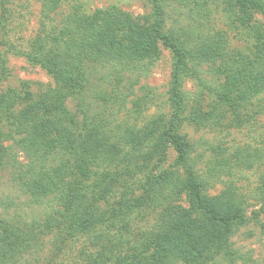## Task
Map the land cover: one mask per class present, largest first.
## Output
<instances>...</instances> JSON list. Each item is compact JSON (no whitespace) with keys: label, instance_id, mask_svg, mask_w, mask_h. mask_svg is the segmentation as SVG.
Returning a JSON list of instances; mask_svg holds the SVG:
<instances>
[{"label":"trees","instance_id":"16d2710c","mask_svg":"<svg viewBox=\"0 0 264 264\" xmlns=\"http://www.w3.org/2000/svg\"><path fill=\"white\" fill-rule=\"evenodd\" d=\"M62 1L43 0L44 18L49 20ZM149 1L152 14L144 24L116 8L88 16L76 4L61 26H46L24 56L52 75L58 86L37 100L18 90L0 96V168L15 171L33 205L63 204L64 211L56 213L63 215L75 234L96 235L97 250L85 254L86 264H249L234 248L232 238L250 221L260 225L264 235V224L259 214L247 217V200L232 180L264 166V140L260 147L229 151L207 141L188 140L182 129L200 130L213 123L221 109L229 110L239 122L263 111L264 27L254 24V17L264 16V0ZM218 3L229 15L239 13L241 27L254 32L255 42L248 52L230 55L226 36L208 31L206 23L210 24ZM174 4L187 11L186 24L169 29ZM159 43L175 60L168 121L158 117L137 129L102 115L92 117L82 109L83 120L78 122L67 109L66 100L81 96L88 65L103 70L109 64L115 77L131 66H146L148 72L160 55ZM220 74L226 75L224 81ZM186 80H193L202 95L217 99L215 113L196 108L187 114L182 92ZM169 146L177 154V170L129 185L109 213L95 208L87 192L111 197L113 173L100 172L93 188L74 191V169L87 176L91 168H130L142 159H163ZM209 151L212 156L205 163ZM19 153L25 155L26 163L18 160ZM217 186L224 189L210 196ZM183 196H187V208L179 205ZM152 204L159 210L155 223L147 224L134 243L131 224L146 208L155 210ZM8 231L0 220V241ZM22 235L21 244H29L32 236ZM11 248L0 249V264H11L21 251Z\"/></svg>","mask_w":264,"mask_h":264},{"label":"rangeland","instance_id":"374dc122","mask_svg":"<svg viewBox=\"0 0 264 264\" xmlns=\"http://www.w3.org/2000/svg\"><path fill=\"white\" fill-rule=\"evenodd\" d=\"M76 4L80 6L79 10L88 16L98 11L116 8L139 24H144V19L152 14L149 0H63L58 9L49 14L48 20L42 14L43 0H0V96L9 90H18L23 93L29 92L32 99L37 100L58 86L52 75L42 67L30 63L24 54L32 50L34 40L42 34L46 26L47 28L61 26L67 14L76 9L74 7ZM174 6L169 11L167 22L169 29L186 24L184 20L187 11L178 9L177 4ZM219 6L220 3L217 4V8ZM181 8H184V5H181ZM215 9L214 6L213 11ZM226 10L220 7L214 11L210 24L206 23L208 31L214 29L226 36L230 55L244 54L254 45V32L241 27L239 13L229 15ZM254 20V24L258 23L264 27V16L256 14ZM158 48L160 55L154 66L149 67L148 72L146 66L143 69L131 66V71H124L120 77H115L111 76L109 64L103 70L93 64L88 65L87 80L80 92L81 96L66 100L67 109L78 122L83 120L82 109L88 111L92 117L102 115L111 121L136 126L137 129L143 128L149 121L158 117L168 121L172 114L169 92L175 60L171 51L162 43H159ZM202 69L206 72L208 66L205 65ZM203 77L207 78V75ZM225 77L226 75L220 74L222 81ZM182 92L185 94L187 114L196 108H201L204 113L212 111L215 113L217 99L207 93L202 95L193 80H186ZM231 115L229 110L221 109L213 117V123H206L200 130L185 126L182 134L188 140L207 141L214 147L229 151L247 146L260 147L264 140V108L261 114H254L251 119L244 116L241 122ZM3 124L9 126L7 120H4ZM5 130L8 131L6 127ZM211 156L212 152L206 153L205 163L209 162ZM176 157L175 150L169 146L164 151L163 159H142L136 166L130 168L124 166L113 169L91 168L87 176H82L78 169H74L73 188L74 191L84 192L85 188L95 186L97 174L113 173L111 197L101 198V194L97 195L99 192L92 193L91 190L87 192L90 194L88 200L94 203L95 208L109 213L116 208V201L129 185L144 182L148 176L158 177L176 171ZM18 160L21 163L27 162L22 153H19ZM16 176L12 168H0V220L4 222L6 229L11 230L0 241V249L12 247L13 252L21 250L11 264H83L86 260L85 254L97 250L96 235L75 234L63 215L56 213L64 211L63 204L51 202L45 206L33 205L31 197L21 190ZM232 181L247 200L245 203L247 217L252 218L259 214L264 224L262 201L264 194L261 192L264 188V166L253 172L244 173L240 179ZM223 189L217 186L210 192V196L219 195ZM141 193L137 195L142 196ZM179 205L188 207L187 196L182 197ZM146 209L131 224L130 236L134 243L143 229L147 228V224L155 223L157 216L155 212L159 211L156 207L155 210ZM20 232L32 236L29 244H21L20 235H23ZM130 236L128 234V237ZM232 243L234 248L249 260V264H264V235L260 225L255 221L241 227L232 238ZM152 252L153 250H150L147 253Z\"/></svg>","mask_w":264,"mask_h":264}]
</instances>
